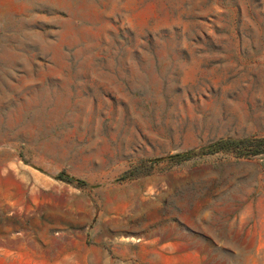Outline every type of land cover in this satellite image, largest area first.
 Segmentation results:
<instances>
[{
    "label": "rangeland",
    "instance_id": "374dc122",
    "mask_svg": "<svg viewBox=\"0 0 264 264\" xmlns=\"http://www.w3.org/2000/svg\"><path fill=\"white\" fill-rule=\"evenodd\" d=\"M253 139L264 0H0V264H264Z\"/></svg>",
    "mask_w": 264,
    "mask_h": 264
},
{
    "label": "trees",
    "instance_id": "16d2710c",
    "mask_svg": "<svg viewBox=\"0 0 264 264\" xmlns=\"http://www.w3.org/2000/svg\"><path fill=\"white\" fill-rule=\"evenodd\" d=\"M235 144L237 146H244L246 148H249V147L252 148L251 150L252 156L264 154V139L244 140V141H239ZM213 147L216 148L217 145ZM221 149L223 148H217V150H221Z\"/></svg>",
    "mask_w": 264,
    "mask_h": 264
}]
</instances>
